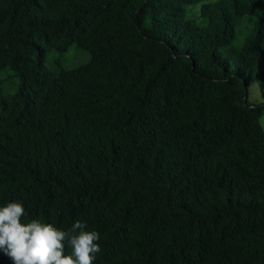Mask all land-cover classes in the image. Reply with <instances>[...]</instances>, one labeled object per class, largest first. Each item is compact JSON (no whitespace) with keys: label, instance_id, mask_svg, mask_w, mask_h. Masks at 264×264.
I'll list each match as a JSON object with an SVG mask.
<instances>
[{"label":"trees","instance_id":"1","mask_svg":"<svg viewBox=\"0 0 264 264\" xmlns=\"http://www.w3.org/2000/svg\"><path fill=\"white\" fill-rule=\"evenodd\" d=\"M5 67L0 206L86 223L93 264H264V0H0Z\"/></svg>","mask_w":264,"mask_h":264},{"label":"clouds","instance_id":"2","mask_svg":"<svg viewBox=\"0 0 264 264\" xmlns=\"http://www.w3.org/2000/svg\"><path fill=\"white\" fill-rule=\"evenodd\" d=\"M25 214L21 202L0 206V251L13 264H93L101 251L99 233L80 220L65 231L36 219L24 222ZM65 244L71 254H65Z\"/></svg>","mask_w":264,"mask_h":264},{"label":"rangeland","instance_id":"3","mask_svg":"<svg viewBox=\"0 0 264 264\" xmlns=\"http://www.w3.org/2000/svg\"><path fill=\"white\" fill-rule=\"evenodd\" d=\"M197 10V7L194 8ZM252 25V18L245 15L240 18L237 25V34L234 40L239 44ZM88 59V53L76 44L72 43L64 52L50 50L45 58V65L51 70L58 72L62 68H69L85 62ZM17 78L14 72L8 68L0 69V92L2 94L12 93L16 89ZM246 102L250 105L264 104V87L256 81L249 83L246 89ZM262 129L264 130V111L259 118Z\"/></svg>","mask_w":264,"mask_h":264}]
</instances>
